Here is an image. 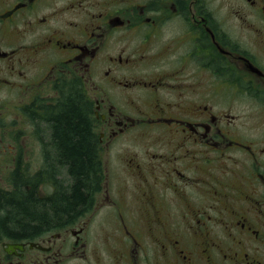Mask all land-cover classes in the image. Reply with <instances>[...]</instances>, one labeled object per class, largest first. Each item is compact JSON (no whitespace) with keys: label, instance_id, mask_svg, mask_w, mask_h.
<instances>
[{"label":"flooded vegetation","instance_id":"obj_1","mask_svg":"<svg viewBox=\"0 0 264 264\" xmlns=\"http://www.w3.org/2000/svg\"><path fill=\"white\" fill-rule=\"evenodd\" d=\"M72 90L101 190L58 228L4 230L8 205L65 188L48 121ZM241 114L264 117V0H0V264H264V121L247 134ZM113 149L130 185L114 198Z\"/></svg>","mask_w":264,"mask_h":264},{"label":"trees","instance_id":"obj_2","mask_svg":"<svg viewBox=\"0 0 264 264\" xmlns=\"http://www.w3.org/2000/svg\"><path fill=\"white\" fill-rule=\"evenodd\" d=\"M50 117L53 153L60 158L58 171L66 172L61 184L65 188L45 200L31 199V189L25 201L6 207L8 221L2 223L4 230L34 235L58 228L57 222L89 209L101 190L104 168L87 96L83 94L81 98L72 90L63 96ZM15 197L22 200L19 194Z\"/></svg>","mask_w":264,"mask_h":264},{"label":"rangeland","instance_id":"obj_3","mask_svg":"<svg viewBox=\"0 0 264 264\" xmlns=\"http://www.w3.org/2000/svg\"><path fill=\"white\" fill-rule=\"evenodd\" d=\"M5 30V28L3 29V31ZM8 30H5V32L3 33V37H7L9 36L7 34ZM15 35L14 36V40L20 41L21 44L23 45H28L30 43L29 41V36H24V38L22 39L21 36ZM11 37V36H10ZM22 39V40H21ZM14 95V90L9 89V91L4 92V94L2 95V99L6 96V95ZM242 100H237V102H241ZM10 107V106H7ZM239 107H243V106H239ZM6 111V109H5ZM235 116V115H233ZM237 119H236V125L240 126L239 123L244 122L245 120L250 121V123H248L246 125V128H243L242 131H244L247 134H252L253 132H257L256 128H260L261 127V123L264 121V117H260V119H251L249 118V116H253V115H248L246 116L245 114H241V115H236ZM261 132V131H259ZM154 137L148 138L145 141L139 140L135 143L132 144L131 146V150L134 151H138L140 149H145L147 147H149V145L154 144ZM126 144V143H125ZM34 148L31 147L30 151L28 152V156L25 161L24 164H22V168L25 170H37L38 169V163L36 162L37 159V153L33 151ZM117 154V155H116ZM118 157L120 158V160L115 161L116 159H118ZM127 158L126 153H121L118 154L115 152V149L112 150V153L109 154H105L103 153V159H106L109 163V170H108V185H109V194L114 198L115 195L118 197H121L122 194H127L130 192V185L129 182H127L126 178H127V174L123 171H120L118 169H116L115 166H117L119 163H121L124 159ZM115 161V163L112 165V162ZM0 171H2L3 173H5L7 171V167L6 164L2 161H0ZM114 167V170H113ZM126 182V183H125ZM46 187V186H44ZM49 191V190H48ZM104 194V193H102ZM101 198V195L98 198ZM109 208V206H103L101 207L96 216L100 217L102 212Z\"/></svg>","mask_w":264,"mask_h":264}]
</instances>
